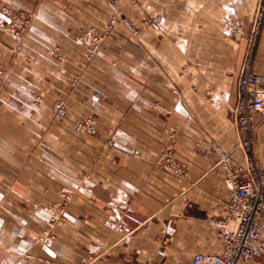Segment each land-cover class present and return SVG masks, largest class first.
I'll use <instances>...</instances> for the list:
<instances>
[{
    "label": "crops",
    "instance_id": "1",
    "mask_svg": "<svg viewBox=\"0 0 264 264\" xmlns=\"http://www.w3.org/2000/svg\"><path fill=\"white\" fill-rule=\"evenodd\" d=\"M263 6L144 0L139 36L117 24L89 60L75 38L90 24L102 29L109 11L100 0H0V264H191L198 252L220 253L213 222L225 170L204 151L217 144L264 169V116L247 153L233 113ZM22 8L35 16L15 37L2 23ZM56 45L65 62L49 55ZM253 70L264 78V24ZM56 99L72 118L96 116L97 135L53 119ZM169 146L183 178L161 165ZM64 189L73 200L50 224ZM245 264H264V252Z\"/></svg>",
    "mask_w": 264,
    "mask_h": 264
},
{
    "label": "built area",
    "instance_id": "2",
    "mask_svg": "<svg viewBox=\"0 0 264 264\" xmlns=\"http://www.w3.org/2000/svg\"><path fill=\"white\" fill-rule=\"evenodd\" d=\"M25 15L27 19L21 21L18 18ZM29 15L32 16L28 11L14 13L13 20L6 24L5 29L12 32L16 30L17 35L21 36L30 26ZM263 24L264 6L257 12L248 33L247 53L238 86V101L233 108L235 122L245 133L241 146L247 153L251 150L258 129L256 115L264 116V78L253 70L254 52ZM243 34L241 26H232L231 35L234 39H240ZM82 36L87 39L90 32L84 31ZM53 107L56 116L66 115L62 102H56ZM170 149L171 146L161 156L162 166L165 164L175 176L183 178L185 171L173 158ZM204 152L206 155L214 153L225 170L227 197L217 204L222 215L213 222L218 229L222 250L218 254L198 252L193 256L191 264H245L258 252H264V169L249 154L245 160H238L217 144H211Z\"/></svg>",
    "mask_w": 264,
    "mask_h": 264
},
{
    "label": "rangeland",
    "instance_id": "3",
    "mask_svg": "<svg viewBox=\"0 0 264 264\" xmlns=\"http://www.w3.org/2000/svg\"><path fill=\"white\" fill-rule=\"evenodd\" d=\"M100 3L109 11V16L103 22L102 29L97 27L96 24H90L88 25V27L84 28L75 38L77 43H79L80 45L86 48L88 53L87 58L89 60H93L98 55L103 43L112 36L113 31L117 24L124 25V27L129 31L131 36L134 38H137L141 31V27L137 24L138 23L137 17L139 16L138 12H140L143 8L144 0H100ZM24 11H28L30 14H32V16L29 15L30 26L27 30L28 32L35 16V10L33 8H22L14 13H20ZM14 13H12L7 20L3 21L2 29L12 34L15 37H22L25 34H27V32L23 33L20 36L17 35L16 30L12 32L5 29L6 24L10 23V21L13 20ZM132 13H134V15ZM18 18L21 21L23 19H27L26 15L25 17L21 16ZM112 21L114 22L112 23ZM84 31L90 32V36L87 39L82 36V33ZM84 39H86V43L84 42ZM51 51H54V53L51 54ZM49 55L57 59L59 62L66 61V56L62 53L61 47L59 45L52 47L49 50ZM0 76L6 78L7 71L0 68ZM74 82H76V79L74 80ZM36 100L39 103L43 102L41 96H37ZM56 102H62L65 105L66 115L64 117H58L54 114L53 106ZM49 108L51 111V116L55 120H64V119L72 118L70 109L67 106V103L64 99H56L55 101L52 102ZM97 120L98 119L96 116H90V115L72 118L74 131L79 134L95 136L97 135V128H96ZM73 195H74L73 192L70 190L64 189L62 191L61 198L58 201H56L51 207L52 219L50 221V224H54L55 222L62 219L65 207H67L70 204V202L73 200Z\"/></svg>",
    "mask_w": 264,
    "mask_h": 264
},
{
    "label": "water",
    "instance_id": "4",
    "mask_svg": "<svg viewBox=\"0 0 264 264\" xmlns=\"http://www.w3.org/2000/svg\"><path fill=\"white\" fill-rule=\"evenodd\" d=\"M178 109H179V111H180L181 113L186 114L185 111H184V109H183V107H179Z\"/></svg>",
    "mask_w": 264,
    "mask_h": 264
}]
</instances>
